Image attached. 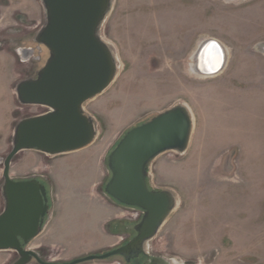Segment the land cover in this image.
<instances>
[{
    "label": "rangeland",
    "instance_id": "374dc122",
    "mask_svg": "<svg viewBox=\"0 0 264 264\" xmlns=\"http://www.w3.org/2000/svg\"><path fill=\"white\" fill-rule=\"evenodd\" d=\"M100 35L113 48L119 70L109 88L84 106L85 113L98 117L99 124L92 117L94 144L76 154L36 153L24 175L44 181L50 214L62 193L51 178L53 170L73 177L67 178L71 189L60 205L57 201L51 221L68 231L64 254L71 258L59 257V248L45 242L32 243V250L48 263H66L103 254L134 237L142 217L135 209L121 241L100 251L101 225L107 229L102 217L105 222V208L114 203L104 193L108 155L128 129L182 103L193 118L187 151L167 152L149 168V187L170 190L177 199L175 211L148 244L150 256L176 264H264V0H112ZM210 39L223 46L226 61L217 75L204 77L193 71V58ZM14 76L13 66L0 70L7 86ZM7 98L0 94V121L10 116L9 104L15 107L12 131L19 120L48 111ZM12 134L0 136L6 140L0 160L10 151ZM78 186L90 187L73 189ZM14 259V253L0 252V264ZM82 264L127 263L114 256Z\"/></svg>",
    "mask_w": 264,
    "mask_h": 264
},
{
    "label": "water",
    "instance_id": "95a60500",
    "mask_svg": "<svg viewBox=\"0 0 264 264\" xmlns=\"http://www.w3.org/2000/svg\"><path fill=\"white\" fill-rule=\"evenodd\" d=\"M44 23L34 42L46 50L43 66L30 78L14 87L21 106H40L47 112L19 120L13 128L11 148L2 164L0 194V252H14L16 264H82L119 256L125 263L144 256L147 264H176L174 259L150 256L149 242L177 207L170 190H155L148 185L151 163L167 152L183 155L190 144L193 118L189 108L178 103L143 124L128 130L108 155L110 178L104 193L127 208L142 212L134 226L135 236L127 243L103 254L88 255L66 263L41 261L27 250L49 220L48 190L39 177L16 180L10 166L24 151L56 157L83 150L95 141L97 123L85 113L84 106L104 93L119 70L115 52L100 35L112 0H40ZM201 69L217 75L226 59L223 46L216 40L198 48Z\"/></svg>",
    "mask_w": 264,
    "mask_h": 264
},
{
    "label": "crops",
    "instance_id": "0c3cea01",
    "mask_svg": "<svg viewBox=\"0 0 264 264\" xmlns=\"http://www.w3.org/2000/svg\"><path fill=\"white\" fill-rule=\"evenodd\" d=\"M43 17L44 12L40 0H0V70H8L13 66L15 72L14 79L11 80L9 78L8 86L6 80L4 82L0 81V94L4 97H8L6 100L10 102H13V96H15L14 87L18 81L33 77L43 66L47 58L44 54L46 50L39 48L34 42L35 35L42 25ZM7 87L9 88L7 89ZM11 106L12 105L9 104L10 116L4 117L3 122L0 121V136H5V138L11 136L13 132V120L17 117L15 107ZM88 114L95 118L96 121L98 120V117L94 113ZM0 143L2 144L0 151H2L6 145V140H1ZM114 144L111 146H114ZM36 153L38 152L24 151L19 153L10 166V177L16 180L27 178L24 177V175L32 168L31 164L34 162V159L35 161L38 159ZM40 166L42 168V165H38L36 162V168ZM58 172L57 170H53L51 178L57 186H61V197H59V201L57 200L60 205L65 198V190L68 191L71 189L68 184L73 183L67 178L73 177L63 174L57 175ZM1 184L2 169L0 168V186ZM89 187L83 188V186H78L73 189L84 190L89 189ZM57 201H52L49 220L44 226L41 234L30 242L29 248L32 249V243H37L38 241L45 242L43 244L48 247L59 248L61 252L59 257L67 260L70 259L71 256H66L64 253L70 235L67 230L55 228L51 222L53 220V213ZM2 209L3 200L0 194V212ZM105 209V222L103 221V217L102 222L107 225V229L105 230L102 227L103 224L101 225L105 241L104 247L101 248L100 251L108 247L116 246L123 238L125 229L131 224V221H133L128 218L130 211H133L132 208H126L114 202L113 206H107Z\"/></svg>",
    "mask_w": 264,
    "mask_h": 264
},
{
    "label": "flooded vegetation",
    "instance_id": "af4514ba",
    "mask_svg": "<svg viewBox=\"0 0 264 264\" xmlns=\"http://www.w3.org/2000/svg\"><path fill=\"white\" fill-rule=\"evenodd\" d=\"M20 55H21V54H20ZM1 169H2V168H1ZM39 181H40L41 183L44 184V181H41V180H39ZM135 210H137V209H135ZM137 211H139V210H137ZM139 212H140V211H139ZM27 250H31V251H33L34 253H36L37 257H38L41 261L46 262V261H44V259H43V257H42V254H41L39 251H34V250L30 249L29 246L27 247ZM11 253H14V252H11ZM14 257H15V259H14L12 262H10L9 264H16V263H17V261H18V259H19V256H18L16 253H14ZM145 261H147L146 258L143 260L142 264H143ZM29 264H39V263H38L34 258H31Z\"/></svg>",
    "mask_w": 264,
    "mask_h": 264
},
{
    "label": "bare ground",
    "instance_id": "6f19581e",
    "mask_svg": "<svg viewBox=\"0 0 264 264\" xmlns=\"http://www.w3.org/2000/svg\"><path fill=\"white\" fill-rule=\"evenodd\" d=\"M197 53H198V51L196 52V54L194 55V58H193V65H192V69H193V71L195 72V73H197V74H199V75H201V76H204V77H213V76H208V75H204V74H201L200 72H198V70H197V68H196V66L198 65V68H200L201 69V64H200V58H199V61H197V59H196V56H197ZM225 61H226V59H225ZM225 64V63H224ZM224 68V65H223V67H222V69ZM221 69V70H222ZM202 70V69H201ZM38 107H40V106H38ZM81 151V150H80ZM76 152H79V151H76ZM76 152H73V153H76ZM73 153H71V154H73ZM116 203V202H115ZM118 204V203H117ZM119 205V204H118ZM120 206H122V205H120ZM124 207V206H123ZM127 208V207H126ZM132 209H135V208H132ZM138 210V209H137ZM140 211V210H139ZM141 212V211H140Z\"/></svg>",
    "mask_w": 264,
    "mask_h": 264
},
{
    "label": "trees",
    "instance_id": "16d2710c",
    "mask_svg": "<svg viewBox=\"0 0 264 264\" xmlns=\"http://www.w3.org/2000/svg\"><path fill=\"white\" fill-rule=\"evenodd\" d=\"M142 124H143V123H142ZM139 125H140V124H139ZM136 126H138V125H136ZM132 128H133V127H132ZM130 129H131V128H130ZM130 129H128V130H130ZM128 130H127V131H128ZM127 131H126V132H127ZM126 132H125V133H126ZM125 133H124V134H125ZM121 138H122V137H121ZM121 138H120V139H121ZM120 139H119V140H120ZM117 143H118V142H117ZM114 147H115V146H114Z\"/></svg>",
    "mask_w": 264,
    "mask_h": 264
}]
</instances>
